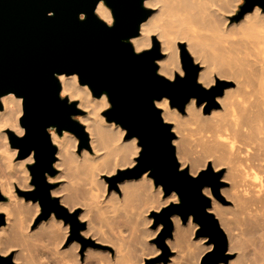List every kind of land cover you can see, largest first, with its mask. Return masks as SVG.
<instances>
[{"label":"bare ground","instance_id":"bare-ground-1","mask_svg":"<svg viewBox=\"0 0 264 264\" xmlns=\"http://www.w3.org/2000/svg\"><path fill=\"white\" fill-rule=\"evenodd\" d=\"M237 2L238 0H144L145 6L155 8L156 11L140 24V33L129 40L136 51H141L151 46L152 38L156 34L161 41L162 52L165 54L163 58L157 60V71L170 78L174 77L177 70H180L178 43L181 40H186L187 48L194 52L202 62L198 81L205 87L213 85L216 80L213 67L214 52H217L216 54L221 57L220 62L224 59L227 63L223 66L227 67L228 64L231 66V70L226 67L219 70L220 75L232 77L236 83V87H226L224 93L217 97L221 108H214L210 113H202V105L197 106L195 99L191 98L186 103L187 115L184 116L169 104L167 97L155 100V103L162 107L164 120L174 122L173 129L177 131L178 136L173 138V143L176 144V154L181 161L180 167L184 166L187 161H191L190 173L196 174L199 168L206 164L208 157H214L213 163L217 165L228 164V170L223 178L233 181L228 187L230 190L228 192L232 195L231 197L236 199L237 203L234 207L236 214L228 216L229 209L216 199L211 200L209 210L219 216L220 224L227 231L228 249L238 250L239 253L235 262L230 260L227 263L219 264H264V10L257 5L252 11L245 13L241 19L229 23L227 15L236 11ZM95 12L108 24H112L111 9L104 0L99 1ZM58 78L61 83V94L68 93L70 98L78 97V106L84 107L87 111L86 114L78 115L77 118L86 123L91 151L83 148L82 155L77 156L74 153L77 140L74 139V143L72 142L74 134L69 130L59 133L55 126H50L52 142L58 145L56 154L59 159L54 162V165L60 167L63 165L67 172L62 167L61 174L55 175L56 177L49 174L47 177L51 181L61 178L63 175L65 177V173L69 177L73 172L74 175L80 172L78 174H82L92 181L90 185L94 186L95 189L92 188V190L96 193L100 190L97 183L102 180L101 176L115 172L118 167L132 166L141 147L136 137L125 138L126 130L119 123L108 121L102 115L101 112L109 105L105 92L99 97L94 96L87 84L79 82L76 73H62L58 75ZM0 101L2 103L0 139L6 151L8 150V159L11 161L18 150L14 147L8 148V138L4 130L12 129L20 135L23 133L24 128L19 123L23 111L22 98L9 92L2 95ZM190 124L192 126L196 124L193 127L197 126V128H187ZM187 129H193L191 135L196 134L194 140L196 144L201 145L203 152H206L204 155L190 156L189 145L194 140L191 142L192 140L190 141L188 138L185 132ZM203 152L201 151L200 154ZM33 160V152L25 158H18L13 163L16 175L13 174L12 165H9L11 167L9 172L6 170L7 165H4L6 168L1 166L7 172L6 176L0 167L3 171H0L1 191L11 193L15 190L17 185L12 184L10 177L8 178L11 172L15 175L12 179L16 180L19 188H22L20 185H24V188L31 187L32 185L24 184V182H27L30 176V174L28 176L26 166ZM8 162L5 163L8 164ZM73 174L72 179H76L78 176L74 178ZM82 176L80 177L83 178ZM69 179L71 178L69 177ZM89 179H86L87 182H90ZM71 182L69 184H72ZM62 187L53 189L52 194L63 190ZM120 187L123 196L121 199L117 198L119 204H123L122 202L128 200L126 197L130 198L134 193L143 195L141 198L144 197L148 209H160L171 201L179 200L176 192L161 196V186L154 184L148 172L143 173L139 178L120 182ZM226 190L224 188L223 192L225 193ZM99 192L94 195L96 196ZM203 192L210 194L211 187L205 186ZM10 196L11 194H9ZM75 197L71 193H65L62 198L60 197V201L69 203L72 210L78 203ZM20 198L22 199V196ZM14 201L0 200V210L7 211L6 222L0 226V247L8 248L11 243L6 240L7 233L9 229L18 225L14 231L13 242L19 246L15 260L19 258L28 264L117 263L116 259L108 254L103 255L100 249L95 248H89L85 263H82L76 251L78 243L74 244L73 242V245L70 244L69 247L62 245L68 229V224H65L62 218L51 213L34 230L29 228L30 222H32L30 216L29 221L21 226L18 217L22 212L18 210V207H14L16 202ZM97 201H95L96 204ZM25 207L27 208V205ZM86 208L80 217L88 216L89 225L92 215L90 216V210ZM172 219L174 221V238L170 242L174 243L176 247H186L192 257H195L197 253L203 254L211 248L212 244L204 243L205 237L192 244L188 229L184 227L185 225L180 224L178 215H173ZM195 226L197 227L196 224ZM93 230L96 228L88 226L83 233L88 234ZM35 240H39L42 246L40 247L38 241L34 242ZM199 240L200 243H198ZM42 241H45L44 245ZM172 258L169 264H179V261Z\"/></svg>","mask_w":264,"mask_h":264},{"label":"water","instance_id":"water-1","mask_svg":"<svg viewBox=\"0 0 264 264\" xmlns=\"http://www.w3.org/2000/svg\"><path fill=\"white\" fill-rule=\"evenodd\" d=\"M101 0H0V97L12 92L22 98L19 118L23 133L7 129L12 147L22 159L34 153L28 165L34 188L20 191L26 199L39 201L47 219L70 216L58 197L52 196L53 184L47 175L54 174L57 146L52 142L50 126L57 132L69 130L80 139V147H89V135L75 115L82 112L77 101L61 96L59 74L78 75L94 96L107 94L110 107L104 111L108 121L125 128V138L136 137L141 149L132 166L119 168L108 177L112 185L135 179L148 172L155 185H161L167 196L176 192L179 200L153 211L155 224H162L156 243L169 253L166 239L173 235V215L183 223L190 217L199 225L196 235L212 244L200 264L227 263L229 240L217 217L209 211L211 200L203 192L210 186L221 197L223 171H215L210 163L196 175L181 168L173 143L172 123L164 120L155 100L167 97L170 105L185 111L186 103L196 99L208 113L220 104L217 97L230 82L216 78L205 87L198 81L200 65L195 63L184 42L179 43L184 74L174 79L160 74L157 60L162 57L159 41L152 38L150 48L136 51L130 38L140 33V24L152 13L144 0H104L110 7L113 22L108 24L96 12ZM264 10V0H244L232 19L239 20L255 6ZM83 14V16H82ZM0 108L2 103L0 101ZM5 196L0 190V200ZM73 223L79 225L76 214ZM6 215L0 212V226ZM161 260V259H160ZM0 264H14L11 257L0 255Z\"/></svg>","mask_w":264,"mask_h":264},{"label":"rangeland","instance_id":"rangeland-1","mask_svg":"<svg viewBox=\"0 0 264 264\" xmlns=\"http://www.w3.org/2000/svg\"><path fill=\"white\" fill-rule=\"evenodd\" d=\"M243 3H244V0H238L236 11L232 14L227 15V17H228L227 21L229 23L232 21H237L236 19H232V17H234V15L237 14V12L240 9V6ZM149 8L152 9V13L156 11L155 8H152V7H149ZM154 36L159 41L160 51L162 52L161 41L159 40V38L156 34ZM180 42H184L186 45V48H187V41L186 40H181ZM179 43H178L179 65H180L181 71L177 70L176 74L177 73L184 74V70L182 68V63H181V58H180ZM151 46H152V44H151ZM187 50L189 51L190 55L192 56L194 62L199 64L201 66L200 68H202V65H201L202 62H201L200 58H198L197 55L194 52L190 51L188 48H187ZM214 51H216V49ZM208 52H210V51H208ZM208 52H206V53H208ZM216 53L214 52V54L216 56L214 55V66H213L215 69L214 73L216 75L215 79H216V77H218L220 79L227 80L230 82L229 86H227V87H236L235 79H233L232 77L231 78L227 77V76L224 77V76L219 74V70L223 69V67H226V66H223L226 62L224 61V59H222L223 61L220 62L221 57H219ZM162 54L163 55L161 58H163L165 56V54L163 52H162ZM208 55H210V54H208ZM218 57H219V59H218ZM226 68H228L229 70L232 69L231 66H229V64L227 65ZM226 68H224V69L226 70ZM175 75H174V77H175ZM174 77H172V78L168 77V78L174 79ZM214 83H215V81H214ZM91 93H92V91H91ZM61 96H66L69 98V100L77 101V104L79 103L78 97L70 98L68 93L61 94ZM195 103H196V99H195ZM169 104H170V101H169ZM204 104L205 103L200 104V105H202V109H201L202 113H206V112H204ZM219 104H220V102H219ZM196 105L199 106L198 104H196ZM110 106L111 105L109 102V105L106 108H104V110L101 112L105 119H106V116L104 115V111L107 110ZM158 107L161 109V111L163 110L161 106H158ZM80 108L82 109V112L78 115L86 114V112H87L86 109L84 107H80ZM175 108L182 115H184V116H185V114L187 115L186 109L184 112H181L177 107H175ZM215 108H221V104ZM210 112H208V113H210ZM78 115H75L74 118H76L79 122H81L85 126V129H86V123L84 121H80L77 118ZM166 121L172 123V130L175 133V137H177L178 136L177 131H175L173 129L174 122L172 120H166ZM194 125H196V124H194ZM193 126L190 124V126H187V128L188 127L189 128H195V129L197 128V126H195V127H193ZM187 130H185V132L188 135V138L190 139V141L192 140L191 142H193L196 134L191 135L193 133V129H190L188 131ZM191 131H192V133H191ZM4 132H6L7 138H8V148L9 147L13 148L10 144L7 130H4ZM74 139L77 140L76 141L77 144H76L75 151H74V153L77 156L82 155V149L83 148H87L88 150L90 149V151H91V148H89V147H86V146L80 147V139L78 138V136L76 134H74V138L72 139V142L74 141ZM55 145L57 146V149H58V145L57 144H55ZM174 145L176 147V144H174ZM189 148H190L189 150H191L190 156L192 155V157H195V156L197 157V155L201 156V155H204V153H206V152H203L201 145L196 144L195 140L193 143H191L189 145ZM2 151L5 153H3ZM201 151L203 152L202 154H200ZM8 153H9L8 150L6 151V148L4 147V145L2 144L1 139H0V167L7 165V167H8L6 169L7 172L10 171L11 167L13 168L14 173L11 172L10 175H12V176L9 175L8 178L10 177L12 184L17 185L15 190H14L15 192L12 191L11 193H5V192L1 191L2 194L5 196V198L2 199V201H6V202L11 201V200L14 201L15 197L17 196L18 198L16 197L15 201L17 202V199H18L19 203L18 202L16 203L14 201L15 202L14 207L15 208L18 207V210H20V212L23 213V214L20 213L21 216L18 217V219H19V221H21V223L19 221L18 222L20 223V225L21 224L25 225V222H28L29 221L28 219L32 218V222H30L29 228L36 230L39 227L42 220H45V219H39V216L42 213V207H41L39 201H37V200L33 201L32 199H26L24 197V195L20 194V191L30 190V189L34 188V185L31 183V174H30V170L28 167L29 164L26 166V169L28 172V176H29V174H30V176H29L28 181L24 182V184L28 183L32 186L28 187V188H24L25 187L24 185H20V187L22 186V188H19V184L16 182V180L14 178L12 179V177H15V175H16L15 169L13 167V163L18 160V151H17L16 156H14L11 161H10V159H8L9 158ZM177 158H178V155H177ZM6 159H8L9 162L5 161ZM58 159H59V157L57 155V160ZM207 159H208V161L206 162V164L204 166L200 167L198 172H200L202 169L206 168L208 163H210L215 171H220V170L223 171L222 176H221V180L223 181V183L219 189L221 197L215 196L212 192V189H211L210 194H206V193H204V194L206 196H208L210 198V200L216 199L217 201H219V203H221V205L222 204H223V206L226 205V208L229 209L228 210V216L229 215L233 216L234 214H236L235 213L236 208H234V207H236L235 203H237V202H236V199H234V197H231L232 195H230V192H228V191H230L228 187L231 186L233 181H231L232 179L229 180V179L223 178L224 174L228 170V164L217 165V164L213 163L214 157H208ZM178 161L181 165L180 159H178ZM5 162H8V164ZM32 162H34V160ZM9 165L10 166L12 165V166L10 167ZM190 165H191V161H187L186 164L184 166H182L181 168H188L189 169ZM62 167L64 170L66 169V168H64L63 165L61 167L54 165L55 173L52 174V177H56L57 175L61 174L62 173ZM1 168L4 170V172L1 169H0V171H2L4 174L6 173L5 175L7 176V172L5 170L6 167L5 168L1 167ZM119 168H124V167H118L117 169H119ZM70 169H73V168H70ZM65 171L67 172V170H65ZM70 172L72 173V170ZM115 172H113L111 174H104L101 176L102 180H100V182H99L100 184L97 183L99 185V187L96 186L100 189V190L97 189L98 191H100L97 194L98 196L94 195L98 191L96 193L93 192L92 188L93 189H95V188H94V186L90 185V183L92 181L88 177L86 178L84 175L82 176V174L81 175L78 174L80 172H78V173L76 172L78 175L77 174L74 175L73 174L74 172L72 173L75 176V177L73 176L74 178H76L78 176L76 179H72V177H71L72 174H71V176L69 175V177L71 178V179H69V177H67L68 176L67 173H65V175H66L65 177H63L64 176L63 175V176H61V178H57V179L55 178L54 180L49 181L53 184L52 190L58 189L59 187L63 186L62 187L63 190L58 191L55 194H52V196L58 197L60 200V197L62 198L65 193H71L73 196H76L75 198H76V200H78V203L75 205V207L72 210L70 209L69 203H67V202L65 203V202L60 201V203L66 207V209L70 215L66 218L60 217V218H62V220L65 224H68L66 237L62 243L63 247H69V246L73 245V242H74V244L78 243V249L76 251H77L78 258L82 263H85L84 261H85L86 255H87V251L90 250L89 248H95V249H100L101 251L100 250L99 251L103 252L102 253L103 255L108 254L113 259H116V262H117L116 264H124V263L125 264H127V263L128 264H169V262H171L173 259L172 257H174L175 260L179 261V264H197V263L200 264L202 254L197 253L195 255V257H192V255L186 250L187 249L186 247H181V248L179 246L176 247L174 243L170 242V241H173L174 231H173V235L166 239V244H167L168 249H169V253L167 255V262H164L162 260V256L164 255V250L156 243V238H157L159 232L161 231L163 225L161 223L156 225L155 220H154V216H153V211H158L159 209H157V208L148 209L147 204L144 201V197H143V199L141 198L143 195H140L139 193L132 194L133 196H131L130 198L126 197V198H128V200H125V202H122L123 204H121V203L119 204L117 201V198L121 199V197L123 196V193H122V190L120 187V182H118L117 185L114 186L111 184V182L108 179V177L112 176ZM189 172H190V170H189ZM12 173L15 175H13ZM63 173H64V171H63ZM0 174H1V172H0ZM191 174H193V173H191ZM196 174H193V175H196ZM79 175L82 176L83 178H81ZM86 179H89L90 182H87ZM153 181H154V179H153ZM69 182H71L72 184H69ZM93 184H95V183H93ZM224 188H225V190L227 189L225 193L223 192ZM0 190H1V186H0ZM52 190H51V193H52ZM161 190H162L161 196H165L162 186H161ZM13 192L15 194L14 195L15 197L12 195ZM9 194H11L10 197H9ZM135 194H137V195H135ZM91 195L92 196L94 195V196L92 197ZM21 196H22V199L20 198ZM12 197H14V198H12ZM97 198H98V201H97ZM178 199H179V197H178ZM28 200H29V203H27ZM95 201H97L98 203L96 204ZM171 202H173V201H171ZM15 204L18 206H16ZM23 204H26L27 208L25 207L26 205H23ZM19 205H20V207H19ZM21 206L22 207L24 206V207L22 208ZM164 206H162V207H164ZM85 208L89 209L90 210L89 214H90V216L92 215V221L89 223V225H88V222L90 221V219L88 218V216L80 217L81 213H83ZM23 209H25V210L23 211ZM31 210L33 211V213ZM231 210H233V211H231ZM209 211L214 213V211H212V210H209ZM230 211H231V213H230ZM0 212H3L5 215L7 214V211H5V210H0ZM52 214H54V212H52ZM73 214H76L78 223L84 224V226L79 228L78 234L75 233V231H74V229L76 227H79V225H76L75 223H73V217H72ZM214 215L216 216L215 213H214ZM12 217H13V215H12ZM178 217H179L180 224L185 225L184 227H186L188 229L187 232H188V235L190 237L192 244L195 243V241H198V239L203 238V236L198 237L196 235V232L199 228V225L197 224V222H195L193 220L192 217H191V221L189 222V220H188L186 223L182 222L180 216H178ZM216 217L218 220L220 219L219 216H216ZM16 218L17 217L15 215V219ZM20 218H22V219L20 220ZM219 223H220V220H219ZM195 224L197 225V227L195 226ZM16 226H18V225H16ZM16 226H14L13 229H9V231H8L9 234L7 233L8 236L6 237V240L9 241L11 244L8 246L7 249H2V247H0L2 249V250L0 249V255H2L3 257H11V261L14 264H28V263H25L22 259H19V258L17 260L14 259L15 254H16L17 250L19 249V246L16 245L15 243H13L14 242V235H15L14 231H15ZM88 226H91L94 229L96 228V230H93V232H90L88 234L83 233V231L86 230L88 228ZM221 227L223 228L222 225H221ZM186 228H185V230H187ZM223 230L225 231L224 228H223ZM94 232H95V234H94ZM225 232L227 234V231H225ZM109 235H110V237H109ZM39 240H35L34 242L37 243V241H38V244H39L40 241L43 239H41L40 241ZM198 243H200V240ZM204 243L207 244L206 239H205ZM44 244H45V241L43 242V245ZM41 246H42V243H40V247ZM25 251H27V250H25ZM228 252L231 254L230 255L231 257L229 258L228 262L230 260L235 262L237 260V256H238L239 251L238 250H232L231 251L228 249ZM115 257H117V258H115ZM126 261H127V263H126ZM102 264H104V263L102 262Z\"/></svg>","mask_w":264,"mask_h":264}]
</instances>
